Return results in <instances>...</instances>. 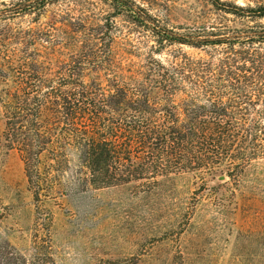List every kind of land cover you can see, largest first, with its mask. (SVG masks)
<instances>
[{
    "label": "trees",
    "instance_id": "1",
    "mask_svg": "<svg viewBox=\"0 0 264 264\" xmlns=\"http://www.w3.org/2000/svg\"><path fill=\"white\" fill-rule=\"evenodd\" d=\"M105 1L119 15L148 23L133 2ZM252 2L213 0L226 13L264 19V0ZM45 6L38 0L26 9ZM15 9L17 18L23 11ZM2 20L8 19L0 14ZM107 27V40L87 36L67 59L60 46L68 43L55 26L0 27L5 137L39 207L59 193L54 183L72 164L85 192L141 182L152 194L187 175L203 184L206 175L224 173L237 181L264 161V31L197 40L155 26L151 54L136 64L114 48L117 22ZM177 44L212 47L218 57L193 58ZM126 54L142 57L140 50ZM30 239L22 250L0 232V264H56L47 234Z\"/></svg>",
    "mask_w": 264,
    "mask_h": 264
},
{
    "label": "rangeland",
    "instance_id": "2",
    "mask_svg": "<svg viewBox=\"0 0 264 264\" xmlns=\"http://www.w3.org/2000/svg\"><path fill=\"white\" fill-rule=\"evenodd\" d=\"M36 1L0 0V14L8 19L0 27L9 32L55 26L68 43L60 46L67 48L64 59L80 52L87 36L107 40V24L113 21L118 24L115 50L136 64L151 54L155 26L197 40L264 31V19L226 13L213 0H129L145 24L119 15L105 0H43V9L27 11L26 5ZM222 1L256 6L252 0ZM16 7L23 11L17 18ZM182 48L207 62L218 57L212 47ZM131 49L142 57L127 56ZM159 53L164 58L165 52ZM5 131L0 106V232L19 249L27 250L31 234L40 233L47 234L56 264H264V161L237 181L224 173L227 181L206 175L203 184L187 175L152 194L144 193L141 182L85 192L72 164L54 183L59 193L39 207Z\"/></svg>",
    "mask_w": 264,
    "mask_h": 264
},
{
    "label": "water",
    "instance_id": "3",
    "mask_svg": "<svg viewBox=\"0 0 264 264\" xmlns=\"http://www.w3.org/2000/svg\"><path fill=\"white\" fill-rule=\"evenodd\" d=\"M227 179H228V177H227L226 175H223V176H220V177L217 179V181H218V182H225V181H227Z\"/></svg>",
    "mask_w": 264,
    "mask_h": 264
}]
</instances>
